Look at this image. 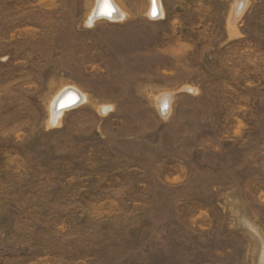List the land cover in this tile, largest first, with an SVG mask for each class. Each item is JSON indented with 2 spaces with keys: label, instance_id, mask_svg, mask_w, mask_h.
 Returning a JSON list of instances; mask_svg holds the SVG:
<instances>
[{
  "label": "rangeland",
  "instance_id": "1",
  "mask_svg": "<svg viewBox=\"0 0 264 264\" xmlns=\"http://www.w3.org/2000/svg\"><path fill=\"white\" fill-rule=\"evenodd\" d=\"M95 1L0 0V264H264V0Z\"/></svg>",
  "mask_w": 264,
  "mask_h": 264
},
{
  "label": "bare ground",
  "instance_id": "2",
  "mask_svg": "<svg viewBox=\"0 0 264 264\" xmlns=\"http://www.w3.org/2000/svg\"><path fill=\"white\" fill-rule=\"evenodd\" d=\"M108 8H105V0H96L95 5L90 11L86 24L91 25L95 20L99 18H106L107 20H122L126 17V13L119 7L115 0H107ZM150 12L152 13L150 15ZM155 12V14H153ZM110 13V14H108ZM146 14L148 16H153L162 14V7L159 0H148V8ZM82 92L76 86H65L58 95L54 98L52 102L51 110V121L56 122L61 113L69 107L56 108V104L60 100V106L67 105L72 101L80 103ZM62 99V100H61ZM83 99L86 100L87 96L83 94ZM72 107V106H71Z\"/></svg>",
  "mask_w": 264,
  "mask_h": 264
},
{
  "label": "water",
  "instance_id": "3",
  "mask_svg": "<svg viewBox=\"0 0 264 264\" xmlns=\"http://www.w3.org/2000/svg\"><path fill=\"white\" fill-rule=\"evenodd\" d=\"M150 14H152V13L150 12ZM153 16H154V15H153ZM61 100H62V99H61ZM76 102H77V100H76V101H72L71 103H69V104H67V105H63V106L61 107V106H60V100H59L58 103L56 104V108L70 107V106L75 105Z\"/></svg>",
  "mask_w": 264,
  "mask_h": 264
},
{
  "label": "snow or ice",
  "instance_id": "4",
  "mask_svg": "<svg viewBox=\"0 0 264 264\" xmlns=\"http://www.w3.org/2000/svg\"><path fill=\"white\" fill-rule=\"evenodd\" d=\"M104 6H105V8H108L107 0H105V5ZM108 14H110V13H108ZM153 14H155V12Z\"/></svg>",
  "mask_w": 264,
  "mask_h": 264
}]
</instances>
